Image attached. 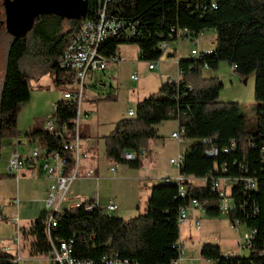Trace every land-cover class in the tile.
Returning <instances> with one entry per match:
<instances>
[{
  "label": "trees",
  "instance_id": "1",
  "mask_svg": "<svg viewBox=\"0 0 264 264\" xmlns=\"http://www.w3.org/2000/svg\"><path fill=\"white\" fill-rule=\"evenodd\" d=\"M4 1L0 0V29L3 24L7 30ZM96 6L97 0H86L82 14L38 13L28 28L13 34L7 41L0 79V141L17 135V112L21 101L29 95L32 72L20 65V58H30L40 72H52L55 81H71L70 73L59 67L56 59L81 20L95 15ZM105 10L121 20L115 33L107 35L100 43L99 49L105 55L114 53L121 42H134L141 59L155 60L161 54L157 46L161 39L172 43L177 37L191 38L204 29L213 31L209 52L179 57L177 77L162 81L157 87L158 95L148 94L137 99L133 113L115 119L111 128L101 135L107 160L137 167L141 164L139 156L127 159L120 153L137 151L139 147L148 151V139L157 135L156 124L166 118L176 119L178 127L183 129L184 139L192 140L181 151L177 172L205 177V183L197 185L185 178L184 193L178 196L175 183L164 176L149 187L144 212L126 218L96 207L84 210L91 199H83L77 205L52 213L54 222L48 228L49 235L70 238L72 255L77 258L96 261L102 253L114 251L136 264H169L178 252V208L191 197L214 202L216 194L209 188V174L214 173V166L219 167L224 162L226 169H219L220 174L256 177L255 189L244 199L249 213L243 216L236 209L233 214L246 226L254 228L255 233L245 254L225 256L217 244L203 242L198 255L209 264H264V160L259 158L260 145H264V0H107ZM62 17L64 21L60 20ZM169 52L173 54V48ZM219 60L234 64L233 71L239 75L252 72L254 128L247 126L238 101L217 99L221 81L215 75L203 74V69L214 68ZM114 97L109 92L100 96L101 99ZM54 102V119L57 124L64 123V132L58 135L33 127L25 134L55 148L63 172H67L72 157L70 151L62 147L61 139L68 138L73 131L76 102L63 97ZM77 131L80 137V130ZM202 137H209L218 147L232 139L234 146L215 157L206 156ZM5 174L9 173L0 171V177ZM240 194L237 188L231 191L238 203L242 200ZM215 209L214 205L207 206L206 216L218 215ZM19 234L27 240L29 256L46 255L49 245L43 210L26 229L20 227ZM10 259L11 254L0 247V264H16Z\"/></svg>",
  "mask_w": 264,
  "mask_h": 264
},
{
  "label": "built area",
  "instance_id": "2",
  "mask_svg": "<svg viewBox=\"0 0 264 264\" xmlns=\"http://www.w3.org/2000/svg\"><path fill=\"white\" fill-rule=\"evenodd\" d=\"M107 0H97V6L95 10V15L93 17H85L81 20L78 29L69 37L66 45L62 48L61 52L57 56V65L61 68L66 69L71 77L74 79L75 84L77 85V90L69 91L63 90L61 96L67 99H73L76 102L75 115L73 117L74 125L73 131L69 134V137H62L61 144L62 147L67 148L70 151L72 157V165L67 172H63V165L60 160V155L55 148L48 147L46 144L38 142L36 139L29 138L30 146L26 151H19L17 144L19 140L15 138L14 140L9 141V151L6 157V170L14 178H17L19 174L27 173L29 175H35L37 171H42L46 177V188L45 195L42 198L43 206V222L44 230L46 234V239L49 245L46 255L44 256L49 264H136L132 259L119 256L114 251H109L107 253H102L96 261L87 258H77L72 255L71 252V239H64L57 236H50L48 233V228L53 224L52 213L55 210L62 209L60 203L62 198L65 195L69 182L77 174V165L78 162L86 156V152L80 148V139L78 136V115L80 112L79 108V99L82 93L83 78L86 73L90 75L93 70H102L106 67L107 62L109 61H119L123 59V56L119 53H112L109 55L103 54L99 49L100 43L107 35H112L117 30L118 26L121 25V20L116 18L110 13H107L106 8ZM172 29V28H171ZM181 32L185 34L186 30L181 29ZM201 31L197 32L200 33ZM196 34V35H197ZM196 35L189 38L190 42L193 44L197 39ZM170 42L167 40L161 39L157 46L161 50H165L170 46ZM211 50V45L205 46L203 48H196L191 45L188 49L190 55H199L201 52H209ZM147 68H152L155 63V60H146ZM233 70L234 64H228ZM203 67L206 68V64L203 63ZM179 72V69L177 68ZM178 74V73H177ZM129 78L135 80L137 74L135 71H131L128 74ZM55 102L52 105L54 111ZM52 111L51 116H47L38 121L36 127L41 132H54L58 135L62 134L65 130L64 123L57 124L54 119V114ZM126 115L133 113V106L129 105L125 110ZM182 127H178L170 132L177 142H180L184 139ZM13 138V137H11ZM203 144V153L206 156L215 157L220 151H226L234 146V141L230 139L227 144L218 147L217 145L210 142L209 137L201 138ZM145 154V148L139 147L137 151L133 150H123L120 155L123 158H134L135 156H143ZM182 154L177 151L175 156H170L168 161L176 167L180 164ZM259 158L264 160V145H260L259 149ZM118 162L115 160H109L108 168L110 171H114ZM243 164V163H239ZM225 170V164L222 162L219 167L214 166V173L209 174V188L211 191H214L216 197L214 202H210L207 198L191 197L185 205H182L177 210L176 222L178 228L185 224L189 223V220H192V225L195 229L199 227V223L202 217L206 216V207L214 205L218 215L224 216L229 226L236 230L240 231V238H238L235 248L221 251L223 255H242L240 252L246 250L252 239L255 229L250 226H246L242 223L239 217L234 216V211L237 209L240 211L243 216L248 214V206L246 207L245 198L251 192L252 189H255L256 186V177L253 174L245 175H230V174H220L218 170ZM84 175H92L93 168L87 167L83 171ZM198 178L200 183L197 185H204L205 177H194L190 175H183L176 172L174 176H169L177 186L178 196H182L184 193L183 180L188 178ZM233 188H237L240 191L242 196L241 202H237L233 199L231 191ZM19 198L17 194L11 197L6 204L13 207V212L7 216L2 212V207L4 204L0 203V221L13 222L14 230L9 243L4 244L1 248L4 251H7L11 254V261L18 263L19 261L28 262L29 259L22 256L19 252V227L16 224L18 221L17 215V204ZM75 203L74 205H77ZM96 207L104 211H111L114 209V204L112 199H107L104 202H100L97 198H94L90 203L84 205V210H90L91 208ZM247 208V209H246ZM253 211V206L250 207ZM194 212V214H192ZM245 212V213H244ZM192 214V215H191ZM234 214V215H233ZM230 218V219H229ZM2 241L0 240V244ZM178 252L177 256L170 260L169 264H191L183 256V250L181 243L178 242ZM12 247V251L9 250V247ZM203 260L201 257H199Z\"/></svg>",
  "mask_w": 264,
  "mask_h": 264
},
{
  "label": "rangeland",
  "instance_id": "3",
  "mask_svg": "<svg viewBox=\"0 0 264 264\" xmlns=\"http://www.w3.org/2000/svg\"><path fill=\"white\" fill-rule=\"evenodd\" d=\"M60 20L64 21V17H62ZM211 35V29H204L201 31V34L198 35V40L200 38L209 42L212 40ZM11 36L12 34L9 33L2 24L0 29V79L3 69L4 49ZM198 43L200 42L195 41L192 44L187 36L177 37L176 40L172 42L173 46L177 48H175V52L173 54L166 55V52L169 50L166 48L156 59V67L148 69L146 67L147 61L139 57V49L137 45L134 42H121L115 50V53L121 54L124 59L119 61H109L107 62L104 69L93 70L90 75H87L88 73L84 75L82 93L79 99L80 111H83V107L86 105L87 93H106L109 91L110 86L112 85L115 87V89L118 87V89H116L117 95L114 98L106 99L112 102L111 104H113L116 110V115H119L120 111L122 112V106L124 105L125 108L128 102V104H133L137 99L148 94L158 95L160 92L157 87L165 79V72L161 71L162 60L171 57L174 58L176 57L177 53H180V55L185 54V56H187L188 47L191 45L197 47ZM127 60H132V64L129 65V61ZM19 61L20 65H22L24 68L28 67L32 72L29 81V95L25 100L21 101L19 110L17 112V135L13 138H3L0 141V171L3 172H7L4 163L10 148L9 141H15V138H17L19 140V144L16 146L19 151H26L29 148L31 142L28 139L31 137L26 135L25 131L36 127L38 121L42 118L52 115V105L54 101L61 96V92L63 90H77V85L75 84L73 78H71V81L58 82L53 80L52 72H40L30 58H20ZM130 68H133L136 71L137 78L135 80L128 77ZM156 68L160 69L157 73H155ZM206 73L215 75L217 79L221 81V85L218 89L217 99L238 101V103L241 105V111L245 116L247 126L249 128H254L256 115L254 99L252 96V72L248 73L244 77L239 76L237 73L231 70L230 65H228L226 61L219 60L214 68L203 69V74ZM98 79H100L102 83H98ZM116 84L117 86H115ZM168 120H170V118L163 119L156 124L157 135L153 138H155L156 141L158 140L157 142L159 145L156 148L157 152L155 153V163L160 168L164 167L165 172L172 171L174 176L176 174V167L168 161V157H174L178 150L181 152L192 140L183 139L180 142H176L173 137L167 135L165 132V127ZM81 121L82 112L80 115H78V129L81 127ZM105 127L106 124L101 123L98 125L97 129L98 131H106L103 130ZM103 155L104 153H102V156ZM103 160L105 161V159ZM106 164L108 165L109 163ZM119 166L120 165L117 164L116 168ZM191 181L194 183H200L199 179H191ZM15 192H17L19 198L17 204V214L19 220L16 224L19 228L24 227V229H26V227L29 225V222L37 216L39 210L37 207L39 204L38 201L28 199L41 195V188L39 186L37 176L29 175L27 173L19 174L17 178L12 176L10 177L7 174L1 176L0 203L4 204L7 202L10 197L15 195ZM65 199L66 196L62 198L60 203L61 206L64 204ZM137 208L138 209L135 212L133 211L135 214L137 212H144L146 208V200H140ZM12 210L13 207L9 205L4 204L2 207V212L5 214L11 213ZM107 212L117 216L116 210ZM133 214L128 216H132ZM125 216L127 217V215ZM202 223V226H200L197 230H192L191 228L189 230L188 227L186 228L187 230H185V226L179 227L180 235L178 236V242L181 243L183 256L185 255L190 258L187 259V261L191 264H209V261L199 259L198 245L200 240L205 241L204 239H206L207 241L205 242L217 244L220 250L224 251L226 248L234 246L236 240L241 236L240 231L237 232L236 230L232 229L229 226L227 219L222 215L205 218L204 222ZM14 225L15 223L13 222L0 221V240L2 241L0 247L9 243L8 238L12 236ZM182 235H190V240L185 238V236L182 237ZM9 250L12 251L11 246L9 247ZM19 252L22 256L29 259V263L19 261L17 264H49L44 256H29L27 254V240L22 239L20 234ZM240 253L245 254L246 250Z\"/></svg>",
  "mask_w": 264,
  "mask_h": 264
},
{
  "label": "crops",
  "instance_id": "4",
  "mask_svg": "<svg viewBox=\"0 0 264 264\" xmlns=\"http://www.w3.org/2000/svg\"><path fill=\"white\" fill-rule=\"evenodd\" d=\"M200 34L201 32L196 35V39H197L196 42L197 41L200 42L198 43L196 48L200 49L205 46L211 45V40L209 42H207L206 40L200 39V38L198 40V35ZM212 37H213V31H212L211 38ZM172 48L174 52L177 49L171 43V47L168 46V49H169L168 51H170ZM170 54H166V55H170ZM182 56H185V54L180 55V53H177L176 57L174 58L171 57V58L162 60L161 71L165 72L164 80L175 79L177 77L178 75L177 74L178 73L177 59ZM127 61H129L128 62L129 65L132 64V60H127ZM156 64H157V61L152 68H155ZM152 68H148V69H152ZM159 70L160 69L156 68L155 73H157ZM131 71H135V69L130 68L129 72ZM207 74H210V73H207ZM239 76H242V75H239ZM98 81H99L98 83H102L100 79H98ZM115 86H117V84ZM116 89H118V87ZM116 89L112 85L110 86V89L107 92L114 94L116 96L117 95ZM102 94L87 93L86 94V99H87L86 105L83 107V111L79 112V115L82 112L81 127L79 129L80 134H81V136L79 137L80 139L79 145H80L81 150H84L86 152V156L82 158L80 162L78 163L77 174L69 182V185L64 195L66 196V199L64 200V204L62 206L60 205V207L63 208V207L74 205L75 203H78L83 199H91L92 201L94 200V198H97L100 202H104L107 199H112L113 204H114L113 210L117 211L116 215L122 218H126L125 215L129 217L128 215L133 214L138 209L137 207H138V203L140 202V200L142 199L146 200V197L149 192V187L151 185H154V183H159L162 180V177L164 176H173V172L172 171L165 172L164 167L160 168L156 165L155 163L156 154L155 153L157 152L156 148L158 147L159 143L157 142L158 140L156 141L155 138L153 137L149 138L147 141L148 151L145 149V154L140 157L141 164L139 166L128 167L123 163H118L120 165L118 168H115L114 171L109 170L108 165L106 164V163H109V160H107L104 157V155L102 156L103 138L101 137V135L105 134L111 128L112 123L115 119L125 115L126 113L125 110L127 106L129 105L133 106L134 103L128 104L129 103L128 102L125 108L123 105L122 112L120 111L119 115H116V112H115L116 110L113 104H111L112 102L107 99H101L100 96ZM168 122H166L167 124L165 127V132L167 135H170V132L175 130L178 125H177L176 119H173V118H170ZM99 123L106 124L105 129H103L106 131H98L97 128H98V125H100ZM103 159H105V161ZM145 159H148V160H145ZM4 166L6 167V160H5ZM87 167L93 168L92 175L83 174V171ZM7 175L11 177L10 174H7ZM33 176H37L39 186L41 188V195H39L38 197L34 196L28 199L38 201L39 204L37 207L39 209L38 210V213H39L40 210L43 209L42 198L45 195V188H46L47 180L44 174L42 173V171H37V173ZM191 179H198V178H191ZM15 193L17 194V192ZM6 203L7 202H5L4 204L8 205ZM16 210H17V207H16ZM11 213L9 214L4 213V214L9 216ZM192 214H194V212H192ZM205 218H209V217L208 216L202 217L199 223V227L202 226L203 224L202 222H204ZM204 225H203V228H204ZM181 226H185V230H187L186 229L187 227L189 230L190 228L192 230H197L199 228L198 227L197 229H195L193 227L192 220H189V223H185ZM183 236L185 235H182V237ZM185 238L190 240V235H186ZM8 239H10V237ZM204 240L207 241L206 239ZM205 241L200 240L198 246H200V243L205 242ZM235 245L230 246L226 248L225 250L233 249L235 248ZM185 259L187 260L190 258L185 256Z\"/></svg>",
  "mask_w": 264,
  "mask_h": 264
},
{
  "label": "water",
  "instance_id": "5",
  "mask_svg": "<svg viewBox=\"0 0 264 264\" xmlns=\"http://www.w3.org/2000/svg\"><path fill=\"white\" fill-rule=\"evenodd\" d=\"M85 4L86 0H5L4 20L7 31L13 35L28 28L38 13L78 15L85 11Z\"/></svg>",
  "mask_w": 264,
  "mask_h": 264
}]
</instances>
